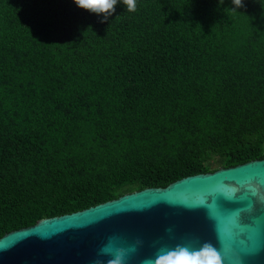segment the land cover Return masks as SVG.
Returning <instances> with one entry per match:
<instances>
[{
	"label": "trees",
	"instance_id": "obj_1",
	"mask_svg": "<svg viewBox=\"0 0 264 264\" xmlns=\"http://www.w3.org/2000/svg\"><path fill=\"white\" fill-rule=\"evenodd\" d=\"M0 0V237L264 158V0Z\"/></svg>",
	"mask_w": 264,
	"mask_h": 264
},
{
	"label": "water",
	"instance_id": "obj_2",
	"mask_svg": "<svg viewBox=\"0 0 264 264\" xmlns=\"http://www.w3.org/2000/svg\"><path fill=\"white\" fill-rule=\"evenodd\" d=\"M234 193V194H233ZM110 240L142 264L163 247L198 250L223 264H264V158L146 187L88 208L46 217L0 237V264H107Z\"/></svg>",
	"mask_w": 264,
	"mask_h": 264
},
{
	"label": "clouds",
	"instance_id": "obj_3",
	"mask_svg": "<svg viewBox=\"0 0 264 264\" xmlns=\"http://www.w3.org/2000/svg\"><path fill=\"white\" fill-rule=\"evenodd\" d=\"M73 2L80 9L102 15L105 19L115 12L118 4H123L128 12L137 10V0H73ZM232 4L235 7L229 9L236 10L243 6V0H232ZM141 243L138 240L135 245L125 248L110 240L100 249V255L111 257L107 264H126L129 254L135 253ZM95 264H103V261L97 259ZM142 264H223V259L212 244L205 242L198 250L180 245L174 249L161 247L154 257H146Z\"/></svg>",
	"mask_w": 264,
	"mask_h": 264
}]
</instances>
